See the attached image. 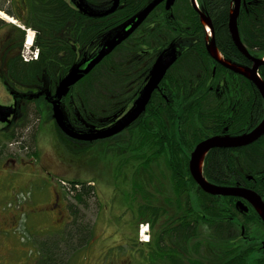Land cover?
<instances>
[{
	"label": "flooded vegetation",
	"instance_id": "obj_1",
	"mask_svg": "<svg viewBox=\"0 0 264 264\" xmlns=\"http://www.w3.org/2000/svg\"><path fill=\"white\" fill-rule=\"evenodd\" d=\"M254 1L256 0H241L238 14L239 35L247 50L246 54L239 50L232 39L229 23L228 29L232 43L222 48L216 39L213 19L202 11L200 0H196V7L191 0L192 7L199 14L201 32L196 31L197 24L192 21L187 32L178 36L182 43L173 50L176 59L160 82L159 89L153 92L155 94L172 90L171 102L177 107L176 115L180 118L177 124L176 143H170L172 148L167 150V155L165 151L157 150L158 156L150 160L149 171L161 169L166 173V175L163 174V179L165 176L167 179L163 180L161 176L153 174L149 183V190L152 193L150 197L143 198L139 204L136 203L139 199L123 201L128 204L122 211L120 210L119 216L122 213L127 216H124L122 219L124 222L121 221L119 225H122L121 229H130L134 235L131 241L124 242L130 245L125 248L121 256L128 257L122 260L123 264H264L262 212L253 202L244 197L205 193L190 172V160L197 145L216 136L232 139L247 136L258 129L264 120V95L258 82L259 80L264 84V53L261 54L258 51L264 50V44L258 43L262 38L258 36V29L253 27L255 12L252 11L251 5ZM166 2L162 3L166 5ZM0 7V10L16 19L15 26H11V33L5 36V42L14 36L16 26L25 30L26 41L28 31L32 29L25 25L28 13L25 2L8 0L7 5L4 3ZM227 7V15L229 17L230 13L231 17L234 1L227 0ZM203 14L211 20L213 30L203 19ZM244 24L246 26L243 29ZM32 31L35 38V31ZM5 42L0 47V54ZM141 42L139 37L137 40L139 46ZM213 42H215L214 48H212ZM170 46L171 48L166 52L168 55L174 48L173 45ZM23 48H20L21 57ZM30 49L33 53L41 52L39 45L35 44V39ZM144 56L140 50L135 57L134 61H138L140 67L144 66L142 63ZM158 56L151 64L150 70ZM256 59L261 63L257 64ZM254 68L257 71V81L248 76ZM148 77L141 85L138 94L147 83ZM0 79L5 86L8 85L11 93V98L7 102H0V105L15 106V112L9 116L8 121H0V264H34L37 255L34 254L30 239L35 228L30 223L32 219H30L28 208L34 206L31 210L35 218L42 215L36 212H40L39 209L44 207L37 201V194L33 195V192L24 190V184L18 183L21 172L13 169L15 166H26L29 163L32 166L33 161H37L35 159L37 131H30L31 139L27 142L28 136H23L26 132H20V130L21 126H25L26 122L30 121V118H26L27 121L22 125L16 115L20 104H25L23 103L25 94L30 92L19 87V84L14 83V87L10 82L4 81L1 72ZM55 92L54 90L53 94ZM138 94L129 105L128 111L134 105ZM41 95L46 97L47 102L53 103L51 97L49 100L45 94ZM165 98L167 100V97ZM19 100L20 106L17 107ZM33 104L31 114H36L35 119L39 120L41 116L36 104L34 102ZM151 114L150 111L143 119L147 124L155 116ZM107 126L97 127L94 130H102ZM78 131L86 132L87 130ZM116 136L97 139V141L111 139L112 152L120 162V159L127 155L119 153L120 142L118 138H114ZM97 141L88 143L93 145ZM159 141L167 142L164 136ZM23 150L31 153L33 160L25 161V158H22ZM220 154L224 156L223 159H219V163L224 165L223 172L214 166L217 161L215 159ZM201 160L203 175L207 181L216 186L255 191L261 201H264V133L258 139L244 145L210 148ZM119 166L118 163L113 167L117 186L123 183L122 175H119ZM207 166L212 168L208 170L212 179L205 171ZM164 181L166 187L163 186ZM241 202L243 205H239ZM205 203L209 205L208 209ZM50 204L48 201L45 206ZM55 206L57 204L53 207ZM144 210L145 213L142 215L140 212ZM144 221L148 223V230L141 233L139 226ZM208 232L213 236L210 241ZM37 234L41 235L38 232ZM145 238L149 241L145 242ZM4 249L5 253H3Z\"/></svg>",
	"mask_w": 264,
	"mask_h": 264
},
{
	"label": "trees",
	"instance_id": "obj_2",
	"mask_svg": "<svg viewBox=\"0 0 264 264\" xmlns=\"http://www.w3.org/2000/svg\"><path fill=\"white\" fill-rule=\"evenodd\" d=\"M23 1L28 6L25 25L35 31V44L41 48L39 58L28 62L22 59L20 48L25 41V30L16 26L14 36L5 42L1 49L0 67L3 69L1 75L4 81L12 85L19 84V87L30 92L25 94L23 101L30 105L34 102V97L40 94H45L49 100L50 97L53 99L54 90L70 72L72 66L93 56L103 47L109 36H114L152 0H120V6L113 14L102 18L86 16L78 10L74 0ZM200 2L202 11L213 19L216 39L220 46L227 47L232 43L228 29L230 13L228 17L227 0ZM83 3L90 10L102 12L110 8L113 1L83 0ZM0 5L3 4L0 2ZM192 6L191 0H174L169 8L163 3L157 5L134 34L116 47L95 66L94 70L84 75L82 80L73 85L69 93L62 98V112L66 123L76 130L88 131L111 125L125 115L144 80L147 79L151 64L158 53L170 49V45L174 47L172 50L178 47L182 43L178 36L187 32L192 21L197 24L196 31L201 32L199 14ZM251 6L255 12L253 27L258 29V36L262 38L258 43L264 44V0H256ZM238 26L240 27V20ZM245 26L244 24L242 28ZM139 37L142 40L141 46L137 43ZM245 39L244 34V42ZM140 50L145 55L143 67L138 65V61H134ZM258 51L264 53L262 49ZM171 92L172 90L153 94L147 111L139 120L114 137L120 142L119 153L127 155L120 159L119 175L127 176V170L133 167L131 171L133 193L145 197L153 177L149 171L150 160L158 156L157 150L165 151L167 155V150L172 148L170 143H176L177 124L180 118L176 115L177 107L171 102ZM20 109L24 111L28 107L22 104ZM150 111L151 115L155 116L147 124L143 119ZM26 118L22 125L27 121ZM58 133L72 155L82 156L91 147L88 142L70 139L62 134L59 128ZM162 136L167 142L160 143ZM223 158V155H218L214 164L222 172L224 165L219 163V159ZM208 167L205 171L212 179L208 171L212 168ZM64 180L59 178L58 183L65 182ZM65 183L62 189L69 198L76 199L77 203L86 205L88 197L96 195L95 187L92 186L94 181L77 179ZM67 206L74 219L66 221L63 229L49 232L45 236H37L34 240L37 255L34 264H70L80 249L89 244L94 232L92 225L78 221L80 211L74 209L72 203ZM206 206L208 209L209 205ZM140 213L144 215L145 210Z\"/></svg>",
	"mask_w": 264,
	"mask_h": 264
},
{
	"label": "rangeland",
	"instance_id": "obj_3",
	"mask_svg": "<svg viewBox=\"0 0 264 264\" xmlns=\"http://www.w3.org/2000/svg\"><path fill=\"white\" fill-rule=\"evenodd\" d=\"M7 1L8 0H0L3 5L4 3L7 5ZM0 12L3 13V16H6L3 17L0 15V21L3 24L1 25L0 23L1 47L3 42H5V36L8 33H11V26H15L14 23L16 19L14 20L13 17H10L2 10H0ZM33 33L32 30L28 31V34L26 33V44L30 45L33 43L35 39ZM29 35H32L31 41ZM22 47H24V45ZM0 72L2 73L1 68ZM10 98V88L8 85L5 86L0 79V102H7ZM34 103L41 116V118L38 116L39 120L35 119L36 114H31L34 106L33 103L30 105L25 103L24 105L29 109H23L24 111H22L19 108L16 115L17 118L19 117L18 120L23 123L24 118L27 116L26 113L29 114L28 118H30V121L26 122L25 126H21L20 130V132H26L23 133V136H28L27 142L31 139L30 131H37V156H35L37 161H33L34 164L32 166L30 163H27L28 165L26 166H15L13 168L16 171L20 170L21 172V175L18 177V183L24 184V187L22 186L24 190L33 192V195L37 194V201L41 202V205L44 207H42L43 209H39L40 212H36L42 215L35 218V214L31 210L34 206L30 209L28 208L30 219H32L30 223H32L33 228H35V230L32 231L34 234L30 239L34 254V240H36L37 236H45L52 231L56 232V229L58 228L63 229L67 224L66 221L70 222L74 219V216L71 215L67 206L69 203H72L75 206L74 209L80 211L78 221L89 226L92 225V231L94 232L91 235L92 238L89 244L80 249V252L70 264H123L122 260L127 259L128 257L121 256L125 252V248L130 245V243L124 244V242L131 241L134 237L130 229H121L122 225H119L121 221L122 223L124 222V220H122L124 219V216H127L125 213H122V215L119 216L120 210L122 211L124 206L128 204L123 201L139 199L136 202L139 204L140 200L151 196V191L146 190L147 197L144 195L142 196L139 193H133L131 185V171L133 167L127 170V176H121L123 183L118 186L116 185V175H114L115 171H113V167L119 162L118 158H116L112 152L113 147L111 139L97 141L91 145L92 147L82 156H75L68 152L62 142L61 135L58 133V126L55 124L54 115L52 113L53 103L50 104L47 102L44 95L38 96L34 100ZM19 104L20 100L17 102V107L22 105ZM31 122L33 123L31 124ZM32 125H34V127ZM27 128L29 131L24 130ZM23 152L22 158H25V161L33 160L31 153H28L27 150H23ZM154 171L155 169H153L151 173L154 174V176H156V174L157 176H161V179H163V174L166 175L161 169ZM59 178L65 179L64 181L67 183L68 180L77 179L94 181L92 186L95 187L96 195L92 194L89 196L86 205L79 202L77 203L76 199L69 198L64 192L62 187H64L66 183H58ZM164 179H167V177L165 176ZM163 186L166 187L165 181L163 182ZM167 189L168 188H166V190ZM163 192H165L164 189ZM56 195L58 197H56ZM48 201L51 204L45 206ZM54 204H57V206L53 207ZM126 212H128L127 209ZM141 225L145 228L148 223L147 221H144L143 224H140L139 228L142 230ZM37 232L41 235H38ZM210 234L211 233L208 232L209 241L213 239V236ZM5 252L6 250L4 249L3 253Z\"/></svg>",
	"mask_w": 264,
	"mask_h": 264
},
{
	"label": "water",
	"instance_id": "obj_4",
	"mask_svg": "<svg viewBox=\"0 0 264 264\" xmlns=\"http://www.w3.org/2000/svg\"><path fill=\"white\" fill-rule=\"evenodd\" d=\"M76 6L79 11L88 17H97L102 18V16H107L113 14V12L120 6V0H112L113 4L110 8L102 11L96 12L93 9H89L83 0H74ZM166 2V8H169L174 0H152L148 3L144 9H142L132 20L129 21L128 24L124 25V27L119 30L114 36L110 37L103 43V47L99 49L93 56L90 58L83 59L81 62L72 66L70 72L66 74L62 81L57 85L55 89V94L53 96L52 102V112L54 113L55 123L58 125L62 134L67 135L71 139H76L84 142H92L97 141V139H107L111 136H116L118 133L123 132L127 129L133 122H135L139 116H141L145 110L146 106L149 104L151 100V96L153 92L159 89V84L166 76L165 74L170 69L172 64L174 63L176 57L173 53V50L169 52V55L166 52L169 50H165L160 53L157 60L153 64L154 66L149 72V77L147 83L143 86L140 93L138 94L137 99L134 102V105L130 108V110L120 117L117 122L107 126L102 130H88L86 132H79L78 130L72 128L68 123H66L64 112H62V98L67 95L70 89L82 80L83 76L89 74L92 70H94L95 66L101 63L104 58H106L109 54H111L116 47H118L121 43H123L129 36L134 34L135 30L139 28L146 18L154 11L157 5L160 3ZM234 1V9L231 14V19L229 22V29L231 32V37L235 41L239 50L243 53L247 54V50L244 48L242 44V40L239 35L238 28V14L240 9L241 0H233ZM193 3L196 7V0H193ZM203 19L207 21L212 28L211 20L206 16L202 15ZM215 47V42L212 44V48ZM257 60V59H256ZM261 62L257 60V64ZM234 69V68H233ZM237 70V69H236ZM256 69L254 68L251 72L248 73L254 80L256 79ZM259 86L264 95V84H262L259 80ZM15 112V106L4 107L0 105V121L5 122L8 121L9 116ZM261 126L251 132L247 136H240L238 138H223V137H214L208 139L199 145L196 146L195 152L192 154L191 164H190V172H192L193 178L195 182H198L199 186L205 191V193H211L213 195H235L238 197H244L250 202H253L255 206L262 212V217L264 220V201H261L260 196L255 191H250L245 188L238 187H223L216 186L215 184L207 181L203 175L202 171V158L210 150V148H214L217 146L226 147L230 146H239L247 144L251 141H254L260 137L262 133H264V120L260 124ZM243 205V203H239V205Z\"/></svg>",
	"mask_w": 264,
	"mask_h": 264
},
{
	"label": "built area",
	"instance_id": "obj_5",
	"mask_svg": "<svg viewBox=\"0 0 264 264\" xmlns=\"http://www.w3.org/2000/svg\"><path fill=\"white\" fill-rule=\"evenodd\" d=\"M29 44L26 45L25 50L23 53H22V57H23V60H25L26 62L30 61V60H35L37 59L38 57V53H31L29 50ZM64 183V182H62ZM141 228H142V233H145L146 230H148V225L144 228L142 225H141Z\"/></svg>",
	"mask_w": 264,
	"mask_h": 264
},
{
	"label": "bare ground",
	"instance_id": "obj_6",
	"mask_svg": "<svg viewBox=\"0 0 264 264\" xmlns=\"http://www.w3.org/2000/svg\"><path fill=\"white\" fill-rule=\"evenodd\" d=\"M0 15H2V16H3V13H2V12H0ZM4 16H5V15H4ZM4 16H3V17H4ZM5 17H6V16H5ZM7 18H9V17H7ZM9 20H11V19L9 18ZM11 21H13V20H11ZM13 22H14V21H13ZM31 36H32V35H29L30 41L32 40ZM26 37H27V36H26Z\"/></svg>",
	"mask_w": 264,
	"mask_h": 264
}]
</instances>
